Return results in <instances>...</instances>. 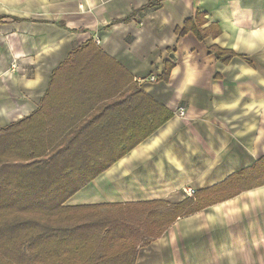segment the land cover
<instances>
[{
    "label": "crops",
    "instance_id": "crops-1",
    "mask_svg": "<svg viewBox=\"0 0 264 264\" xmlns=\"http://www.w3.org/2000/svg\"><path fill=\"white\" fill-rule=\"evenodd\" d=\"M19 121L38 150L115 160L67 207L219 185L264 160V0H0V128ZM135 264H264V185L178 218Z\"/></svg>",
    "mask_w": 264,
    "mask_h": 264
},
{
    "label": "trees",
    "instance_id": "trees-1",
    "mask_svg": "<svg viewBox=\"0 0 264 264\" xmlns=\"http://www.w3.org/2000/svg\"><path fill=\"white\" fill-rule=\"evenodd\" d=\"M182 33L193 30L190 20ZM217 60L235 54L213 48ZM170 68L164 72L168 77ZM171 118L167 113L154 129ZM23 121L0 128V264H135L139 248L178 218L264 185V160L176 206L163 202L67 207L65 204L115 160L38 150ZM144 139V138H142Z\"/></svg>",
    "mask_w": 264,
    "mask_h": 264
},
{
    "label": "built area",
    "instance_id": "built-area-1",
    "mask_svg": "<svg viewBox=\"0 0 264 264\" xmlns=\"http://www.w3.org/2000/svg\"><path fill=\"white\" fill-rule=\"evenodd\" d=\"M13 69H16V66L14 65L13 66ZM151 81H155V78H151ZM176 115L181 117V118H184L186 116V111L184 108H179L177 111H176ZM183 193L184 195L187 197V198H191L194 196L195 194V191L192 190V189H185L183 190Z\"/></svg>",
    "mask_w": 264,
    "mask_h": 264
}]
</instances>
